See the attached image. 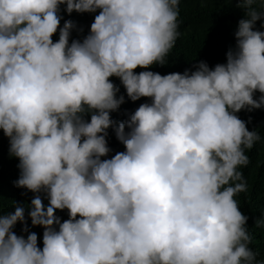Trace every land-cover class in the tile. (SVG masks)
Listing matches in <instances>:
<instances>
[{"label": "clouds", "instance_id": "1", "mask_svg": "<svg viewBox=\"0 0 264 264\" xmlns=\"http://www.w3.org/2000/svg\"><path fill=\"white\" fill-rule=\"evenodd\" d=\"M62 5L99 9L82 39L69 40L74 21L60 26ZM235 6L244 18L225 63L161 75L134 69L167 62L180 0H0V129L14 185L35 194L0 214V264H264L235 199L261 140L236 113L264 107V0ZM112 76L130 100L150 98L120 122ZM110 127L124 150L102 159Z\"/></svg>", "mask_w": 264, "mask_h": 264}, {"label": "trees", "instance_id": "2", "mask_svg": "<svg viewBox=\"0 0 264 264\" xmlns=\"http://www.w3.org/2000/svg\"><path fill=\"white\" fill-rule=\"evenodd\" d=\"M236 2L237 0H180L179 19L181 23L179 31L181 35L169 53L167 62L164 65H151L147 69L137 66L134 72L151 70L164 75L171 72L183 73L185 69L195 70L194 66L201 60L205 61L210 68L217 63H225L226 52L229 48H235L234 33L238 21L244 18V12L235 6ZM63 8L62 5L60 26L63 25L64 20L74 21L77 28H82V31L73 29L69 40L71 42V39H82L88 33L90 24L99 9L93 13L73 11L68 14L64 12ZM254 30H264L261 29L260 20L255 22ZM52 39L53 41L58 39V31ZM109 79L119 87L117 96L124 95L125 97L119 108L110 112V117L114 121L126 120L128 115L134 112L141 103L150 102L148 97H140L136 101L130 100L119 78L112 76ZM259 95V92L254 93V98ZM236 114L240 119L246 121L249 131L256 129L261 135V140L256 142L250 150H246L249 163L240 169L247 182V192H241L235 197L240 211L248 217L246 225L252 235L249 246L258 253L256 258L261 259L264 258V229L256 228L255 221L261 217L262 211H264V107L251 111L242 109ZM85 118L90 119V116ZM106 140L110 152L107 157H102V159L111 158L117 151L124 150L123 144L117 140L111 127L108 129ZM8 150L9 139L0 129V214L13 211L14 203L27 206L35 195L25 188L14 185L13 181L19 176L17 167L19 161L17 157L10 156ZM39 195L43 203L47 205L48 201L44 194L40 193ZM55 214L61 218V222L68 218L67 209L56 210ZM25 222L28 231L37 234L38 247H42L43 228L31 225L30 218L27 216V207H25ZM21 229L22 224L17 222L13 231L17 235L26 237L27 232H22Z\"/></svg>", "mask_w": 264, "mask_h": 264}]
</instances>
